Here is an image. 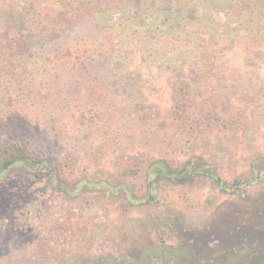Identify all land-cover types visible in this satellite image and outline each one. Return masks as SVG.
I'll return each mask as SVG.
<instances>
[{
	"label": "rangeland",
	"instance_id": "374dc122",
	"mask_svg": "<svg viewBox=\"0 0 264 264\" xmlns=\"http://www.w3.org/2000/svg\"><path fill=\"white\" fill-rule=\"evenodd\" d=\"M39 3L0 0V264H264V0H65L4 29ZM11 148L49 166L3 171Z\"/></svg>",
	"mask_w": 264,
	"mask_h": 264
},
{
	"label": "trees",
	"instance_id": "16d2710c",
	"mask_svg": "<svg viewBox=\"0 0 264 264\" xmlns=\"http://www.w3.org/2000/svg\"><path fill=\"white\" fill-rule=\"evenodd\" d=\"M44 1H45V4L44 5L42 4V6H43L42 10H40L41 5L39 3V4H36V6H35L36 8L33 9V12L31 14L22 13L19 15H11L10 21L7 23H4V25H3L4 29L9 30L10 25H12V23H13V27H17V30H16L17 33L15 34V36L18 37L19 39H23V38H25V35L27 33L26 32L28 29L27 23L31 20V18H33L39 14H42L43 17L49 16L52 13L56 12L57 10L59 12H61L60 14H58L60 17H61V15L66 16L65 14L69 12V11H67L68 10L67 6L65 8V5H66L65 0H60L58 3L56 1V2H54V4H50L49 0H44ZM87 5H91V3L87 4ZM21 10L23 11V9H21ZM100 13L101 12H96V13L92 14V16L97 19L98 23L100 21L102 22V20L104 21L103 18L101 19ZM42 15H39V16H42ZM98 17H100V18H98ZM161 18H162V16L160 15L159 19H161ZM145 19L146 18H144V21L149 20V19H147V20H145ZM159 19H156L153 21L157 22V23H161V21ZM176 20H178L180 23H183V22L188 23L190 21V19H188V18H183L181 20H179V18H177ZM164 21H165L164 24L159 25L160 28H164L166 23L169 24L168 21H166V20H164ZM18 22H19V24H18ZM71 23H73V22H71ZM176 23L177 22L175 21V24ZM74 25L75 24H69L70 27H73ZM172 28L175 29L180 36H185V32L189 33V31H187V30H194V26L188 27V29H184L181 26H179V29H176L175 25H174V26H172ZM58 29H59V27H56V28L52 29L51 31L56 32ZM4 32L6 34H5V37L3 38V40H5L10 35V33H8V35H7V32L6 31H4ZM2 34H4V33H2ZM57 35H54V36H57ZM58 37L59 36H57L56 39ZM87 44H89L88 48L90 49L91 53H96L97 46L101 45V44L103 45L104 40L99 39V38L96 40H94V39L93 40L86 39V40H81V41L79 40L75 43V45L71 44L70 41H67V42L65 41L64 46L61 48L60 51H58V53H57L58 55H56V56L52 55L53 57H51L52 59L50 61L55 59L54 60L55 62H58L61 64H63V63L67 64V61L69 60L68 57H70L71 54L76 53V52H79V55L83 54L84 48H86ZM18 45L19 46L24 45L23 40ZM0 48L3 51V53H6V52L7 53H14L10 50L9 45H0ZM78 48H80V49L78 50ZM48 58L49 57H47V58L44 57V59H47V60H48ZM19 59H22V57H19ZM73 59L75 61L74 57H73ZM1 157H3V159H5L3 171H6L10 167H12L13 165H18V164L23 165L24 167H26V169H29V170L31 169L29 163L38 164L40 166L43 164L46 167L49 166V160L48 159H45L44 157L36 155V154H30L29 152L27 153V150L21 149V148H11L9 154H7L5 156L2 155ZM162 164H163V162H156V163H153L151 167L156 169L155 171H157L159 169L162 171L161 174H165L163 171L164 168H163ZM52 175H53V173H52Z\"/></svg>",
	"mask_w": 264,
	"mask_h": 264
},
{
	"label": "flooded vegetation",
	"instance_id": "af4514ba",
	"mask_svg": "<svg viewBox=\"0 0 264 264\" xmlns=\"http://www.w3.org/2000/svg\"><path fill=\"white\" fill-rule=\"evenodd\" d=\"M189 172V170H183V171H180L179 172V174H176V175H186L187 173ZM164 176H166V175H163L162 177H164ZM175 177V176H174ZM167 178V177H166ZM217 182H218V185H219V187H221L220 189H222L223 191H225V192H228V191H226L223 187H222V185H223V182L220 180V179H218L217 178ZM234 191V190H233Z\"/></svg>",
	"mask_w": 264,
	"mask_h": 264
}]
</instances>
